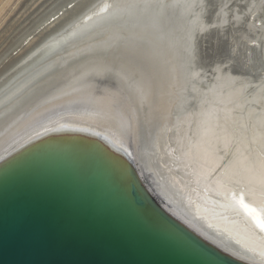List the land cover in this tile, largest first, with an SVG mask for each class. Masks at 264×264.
I'll list each match as a JSON object with an SVG mask.
<instances>
[{
  "label": "bare ground",
  "instance_id": "bare-ground-1",
  "mask_svg": "<svg viewBox=\"0 0 264 264\" xmlns=\"http://www.w3.org/2000/svg\"><path fill=\"white\" fill-rule=\"evenodd\" d=\"M1 3L0 175H145L192 234L264 264V0Z\"/></svg>",
  "mask_w": 264,
  "mask_h": 264
},
{
  "label": "water",
  "instance_id": "water-1",
  "mask_svg": "<svg viewBox=\"0 0 264 264\" xmlns=\"http://www.w3.org/2000/svg\"><path fill=\"white\" fill-rule=\"evenodd\" d=\"M93 160L36 159L0 175V264H245L186 229L145 175L123 187Z\"/></svg>",
  "mask_w": 264,
  "mask_h": 264
},
{
  "label": "snow or ice",
  "instance_id": "snow-or-ice-1",
  "mask_svg": "<svg viewBox=\"0 0 264 264\" xmlns=\"http://www.w3.org/2000/svg\"><path fill=\"white\" fill-rule=\"evenodd\" d=\"M261 195H264V186L261 187ZM245 207H247V205H245ZM257 223L259 224V227L264 230V222L257 221Z\"/></svg>",
  "mask_w": 264,
  "mask_h": 264
},
{
  "label": "rangeland",
  "instance_id": "rangeland-1",
  "mask_svg": "<svg viewBox=\"0 0 264 264\" xmlns=\"http://www.w3.org/2000/svg\"><path fill=\"white\" fill-rule=\"evenodd\" d=\"M1 2H3V0H0V5L2 4ZM4 8V9H3ZM9 10V6L8 4H5L3 7H2V10H1V14L4 15L6 14V12ZM3 12V13H2Z\"/></svg>",
  "mask_w": 264,
  "mask_h": 264
}]
</instances>
